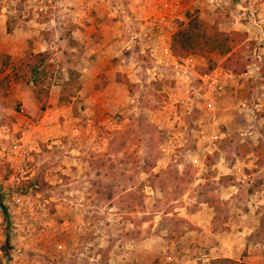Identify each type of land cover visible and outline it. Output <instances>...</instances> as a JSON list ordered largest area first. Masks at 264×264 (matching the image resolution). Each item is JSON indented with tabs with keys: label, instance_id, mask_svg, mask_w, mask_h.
Returning a JSON list of instances; mask_svg holds the SVG:
<instances>
[{
	"label": "rangeland",
	"instance_id": "obj_1",
	"mask_svg": "<svg viewBox=\"0 0 264 264\" xmlns=\"http://www.w3.org/2000/svg\"><path fill=\"white\" fill-rule=\"evenodd\" d=\"M38 3L0 0V264H264V0Z\"/></svg>",
	"mask_w": 264,
	"mask_h": 264
},
{
	"label": "trees",
	"instance_id": "obj_2",
	"mask_svg": "<svg viewBox=\"0 0 264 264\" xmlns=\"http://www.w3.org/2000/svg\"><path fill=\"white\" fill-rule=\"evenodd\" d=\"M189 31L190 30L188 29L186 32H182L179 35L181 41L188 40ZM215 35L220 37V36H225L226 34L216 29ZM213 45H215V43ZM220 47L221 49L224 48L225 44L220 45ZM0 57L5 60L7 59L8 61L12 59L11 56L9 55H1ZM49 59L50 58L48 51L39 52L37 54L32 53L30 57H27L26 60H23L22 63H20V66H18L19 69L16 72L18 75H23L26 77V82L24 81L26 84L33 85L34 95L38 99H40L39 98L40 93L45 92V95H47L50 89V87L48 88V86L51 85V82H49V84L46 87H44L45 81H48V79H50V77H48L49 76L48 73L53 70V66L49 62ZM7 65L6 67H4V69L7 68ZM0 209L2 210L5 216L7 224L9 225L10 216L8 213V207L5 205V198L3 195H0ZM225 263H230V260L218 259L217 261H214V264H225Z\"/></svg>",
	"mask_w": 264,
	"mask_h": 264
},
{
	"label": "crops",
	"instance_id": "obj_3",
	"mask_svg": "<svg viewBox=\"0 0 264 264\" xmlns=\"http://www.w3.org/2000/svg\"><path fill=\"white\" fill-rule=\"evenodd\" d=\"M248 1L249 0H232V6L234 7V9L236 7L237 8H241L243 10L245 8L246 9H250V8H248V5H247V2ZM254 1H256V0H252V3L251 4H255ZM214 6L216 8H218L219 6H221V4L217 2L216 5L214 4ZM129 7L132 10H136L135 7H133L131 5H129ZM150 20H153V19H150ZM147 24L142 23V24H140V25L138 24V25L141 26L140 27L141 29H145V28L148 27ZM7 25H8V15H7V11L2 9V10H0V55H9V56H11V58L13 60V58L15 57V53L12 50H9L8 46L11 45V44H9L10 42H13L14 40H16L17 34H14L15 31L13 33H8ZM2 26H4V28L6 30H3V27ZM142 34L143 33H140L139 36L141 37ZM42 52H44V51H42Z\"/></svg>",
	"mask_w": 264,
	"mask_h": 264
},
{
	"label": "built area",
	"instance_id": "obj_4",
	"mask_svg": "<svg viewBox=\"0 0 264 264\" xmlns=\"http://www.w3.org/2000/svg\"><path fill=\"white\" fill-rule=\"evenodd\" d=\"M47 1L49 3L51 2V0H47ZM45 3H46V0H39L37 11H39L40 13H47L48 10H47V5H45ZM231 76L233 77V75ZM219 89L223 90V86H219ZM209 108L212 109L213 105L209 104ZM217 139H218V136H215L214 140H217ZM27 173H28L27 167L25 166L20 167L19 170H17V172H15V174L12 176L13 182L16 184H20L24 180ZM12 198L16 205L20 206L23 204L22 197L13 196Z\"/></svg>",
	"mask_w": 264,
	"mask_h": 264
}]
</instances>
